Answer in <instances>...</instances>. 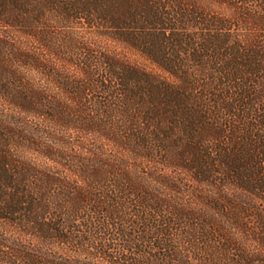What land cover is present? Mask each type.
Wrapping results in <instances>:
<instances>
[{
	"label": "trees",
	"instance_id": "16d2710c",
	"mask_svg": "<svg viewBox=\"0 0 264 264\" xmlns=\"http://www.w3.org/2000/svg\"><path fill=\"white\" fill-rule=\"evenodd\" d=\"M0 264H264V0H0Z\"/></svg>",
	"mask_w": 264,
	"mask_h": 264
}]
</instances>
